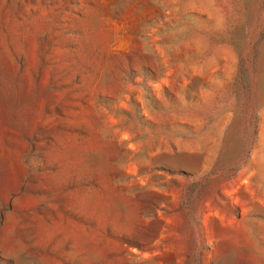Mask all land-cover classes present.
I'll use <instances>...</instances> for the list:
<instances>
[{
  "label": "rangeland",
  "instance_id": "rangeland-1",
  "mask_svg": "<svg viewBox=\"0 0 264 264\" xmlns=\"http://www.w3.org/2000/svg\"><path fill=\"white\" fill-rule=\"evenodd\" d=\"M0 264H264V0H0Z\"/></svg>",
  "mask_w": 264,
  "mask_h": 264
}]
</instances>
